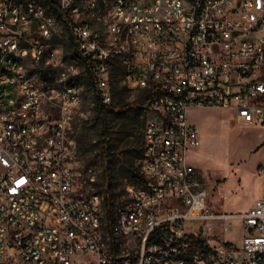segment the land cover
Here are the masks:
<instances>
[{"label":"built area","instance_id":"built-area-1","mask_svg":"<svg viewBox=\"0 0 264 264\" xmlns=\"http://www.w3.org/2000/svg\"><path fill=\"white\" fill-rule=\"evenodd\" d=\"M63 29L82 71L54 43ZM117 68L146 95L143 187L107 230L104 198L78 195L71 132L85 101L114 104ZM206 108L264 126V0H0V264H264V164L262 197L227 214L188 162V115Z\"/></svg>","mask_w":264,"mask_h":264},{"label":"rangeland","instance_id":"rangeland-1","mask_svg":"<svg viewBox=\"0 0 264 264\" xmlns=\"http://www.w3.org/2000/svg\"><path fill=\"white\" fill-rule=\"evenodd\" d=\"M97 24L95 21V25ZM54 43L58 45V50H62L63 57L64 55L74 57V50L64 29L61 30L60 37L54 39ZM71 64L79 66L80 71L83 70L81 60H73ZM40 71L42 74L50 71V76H55L54 70L41 67ZM116 77L114 73V88L117 86L113 104L115 110H107L105 114L112 137L111 148L114 157L107 162L99 158L101 147L99 123L94 111L87 105H82L75 111L71 132L75 142L74 162L79 169H90L82 176L78 195L95 193L104 198L108 194L113 208V219L129 204L130 189L135 191L143 187V183L134 178V175H140L139 166L147 119L146 112L140 106L146 95L127 88L125 90L119 75ZM80 84L86 89L88 79L83 76ZM124 105L128 106L123 107ZM188 118L199 131L201 143L198 149L199 159L204 166L213 170L207 176L203 174L198 176V181L207 190L209 208L215 213H241L255 192L254 185L251 184L249 191H242L230 182V192L219 196L218 182L223 178L229 164L236 165L247 151L256 150L258 135L264 132V128L239 125L232 113L225 109H193ZM261 151L262 149L254 151L250 157L251 161L259 159ZM124 165L125 169H122ZM130 166H133L134 172L129 170ZM224 231L225 238L233 245H235L233 241L240 239L242 235V227L238 220L228 221ZM205 233L219 234V230L215 227L212 231L205 228ZM218 237L222 238V231Z\"/></svg>","mask_w":264,"mask_h":264},{"label":"crops","instance_id":"crops-1","mask_svg":"<svg viewBox=\"0 0 264 264\" xmlns=\"http://www.w3.org/2000/svg\"><path fill=\"white\" fill-rule=\"evenodd\" d=\"M232 113V116L236 118V115L233 111H229ZM189 120V118H188ZM237 120V119H236ZM190 123H192L189 120ZM239 125H252L254 127L258 128H264V126L261 125H255L252 123H240L237 121ZM194 124V123H192ZM195 125V124H194ZM201 144V143H200ZM256 150L262 149L261 155L259 159H254L251 161L250 157L252 154H254V151H247L246 154H244L238 163L236 165L229 164L227 166V169L224 172L223 178L220 179V182H218V194L221 195H227L229 191V183L232 182L236 185V188L242 190V191H249L251 189V184L254 185L255 192L248 204V206L241 211V213H245L247 210H249L254 203L260 199L263 195V179L260 176L259 168L264 164V132L259 133L256 143ZM199 149V148H198ZM198 149L192 150L188 153V162L189 164L197 170L199 176L200 175H209L210 172H213V170L207 168L202 164V162L199 159V152ZM220 200V199H219ZM245 233L242 230L241 238L238 240H234V244L227 240L230 244L233 246H240L242 238L244 237ZM226 236V235H225Z\"/></svg>","mask_w":264,"mask_h":264},{"label":"trees","instance_id":"trees-1","mask_svg":"<svg viewBox=\"0 0 264 264\" xmlns=\"http://www.w3.org/2000/svg\"><path fill=\"white\" fill-rule=\"evenodd\" d=\"M52 11H53L54 15L57 17V19L60 22H62L64 24V26H66L67 32H69L67 21L62 18L61 14L58 12V10L56 8L53 7ZM69 42H70V46L74 50L75 55L72 58H69L67 55H64V62L67 65L71 64V62L73 60H81V57L78 55V53H77V51L75 49V44H74V42H73V40L71 38L69 39ZM83 64H84V61H83ZM84 66H85V64H84ZM50 70H52V69H50ZM49 72L44 74L45 78H48V76L50 75ZM116 72H115V77L120 74V70L116 69ZM52 79H53V77L50 76V78L48 79L49 82H52ZM124 89L127 90L126 88H124ZM116 92H117V86L114 88V93H116ZM94 102H95L94 106H92V107L89 105V103L87 101H85V103H83V106L87 105L95 113V116H96V118L98 120V123H99V129H100V135H101V147H100V152H99V158L103 162H107V161L111 160L114 157V155L112 153V148H111L112 137H111V134L109 132V123H108V120H107L105 114H106L107 110H109V111L115 110V108H114L115 106H113V105H110V106L102 105L98 101L97 98L94 99ZM127 106L128 105H124L123 107H127ZM132 167L133 166H130L129 170L134 172ZM121 168L125 169V165L122 166ZM88 170H90V169L89 168H85L82 171H83V173H86ZM131 171H130V173H131ZM125 174H127V173H125ZM134 178H136L138 181L142 182V179H141L140 175L139 176L134 175ZM104 210H105V219H106V222H107V230H109L114 219H113V208H112V205L110 203V197H109L108 194H106V196L104 197Z\"/></svg>","mask_w":264,"mask_h":264}]
</instances>
